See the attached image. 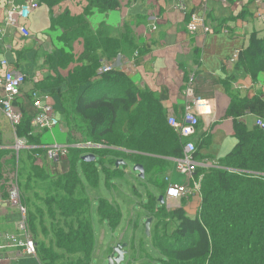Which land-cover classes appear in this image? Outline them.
I'll use <instances>...</instances> for the list:
<instances>
[{"label": "crops", "instance_id": "1", "mask_svg": "<svg viewBox=\"0 0 264 264\" xmlns=\"http://www.w3.org/2000/svg\"><path fill=\"white\" fill-rule=\"evenodd\" d=\"M11 1L0 0V61L7 60L13 71L22 72L26 76L22 87L24 96L18 100L16 107L22 116L32 118L34 113L28 93L36 88L39 93L48 97L47 103L54 107L60 123L56 127L57 135L65 140L58 143L53 131L49 132L50 135L39 132V144L27 143L28 148L52 144L74 147L91 143L82 141L79 134L69 132L64 122L66 106L70 105L67 103L70 100L68 96L74 99L78 92L81 94L85 89L77 87L75 94L68 87L75 72L88 64L82 59L85 54L95 56L99 62L96 77L90 80L92 88L86 94L87 97L92 98L103 93L110 95L114 89H119V84L113 79H101V68L112 66L114 71L122 73L132 86L142 92L140 100H143L144 93H148L159 101L165 111L166 124L179 138L182 147L185 140L168 125L167 118L174 117L179 120L188 105H194L196 101L202 104L195 134L187 140L197 148L198 155L194 158L198 164L197 169L218 166L233 150L236 145L235 120L242 122L249 130L256 126L258 118L255 116L247 114L235 119L230 115L229 109L233 98L251 99L262 96L264 99V71L253 77L251 71L234 70L239 53L249 46L251 35L256 33L258 38H264V0H184L185 13L178 9L176 0H119L118 10L107 12L98 10L87 0H61L50 9L41 4L29 19L19 21L28 29V38H23L15 28L5 24V15ZM22 1L14 2L22 4ZM192 13L204 15L207 31H199L193 35L187 31V22ZM59 18L60 23L52 25V20ZM153 26L155 30L152 29ZM235 55L237 57L233 58ZM2 73L0 68V74ZM82 73L83 71L78 72L76 81ZM24 139L16 136V130L0 114V150L8 152L3 166L5 174L10 175L3 196H0V235H21L18 229L21 216L16 208L9 205L8 190L10 184L16 182L13 175L17 172V163H26L29 152L33 150L16 148L18 140ZM100 145L106 146V150L126 155L136 154L110 146L106 142H101ZM84 153L81 158L92 155L95 161L98 160L92 150H85ZM142 155L148 159L171 163L159 176L166 185L163 187L164 194L155 185L160 197H163L162 204L159 202L160 197L158 198L159 206L155 209L162 206L166 212H172L182 208L188 217L196 216L200 204H196L194 198H201L198 194L182 200H168L166 196L170 182H185V178L175 169L177 158L168 153ZM31 158L34 159L32 153ZM37 163L43 164L47 170L52 165L43 155ZM79 166L78 164V172ZM147 175L152 181V172H144L143 179ZM198 179L201 182L202 176ZM89 190L94 189L89 186ZM89 192L87 191L88 194ZM109 202L115 204L114 200ZM149 217L148 214V219ZM98 220L105 234L102 223L106 221L99 218L98 212L92 211L91 201L94 237ZM153 221L151 219V224ZM151 224L148 236L152 229ZM3 244L4 241L0 239V257L4 258L3 264H39L36 257H27L17 249H1ZM118 244L122 245L121 240L112 237L105 252V260L111 256V251Z\"/></svg>", "mask_w": 264, "mask_h": 264}, {"label": "trees", "instance_id": "2", "mask_svg": "<svg viewBox=\"0 0 264 264\" xmlns=\"http://www.w3.org/2000/svg\"><path fill=\"white\" fill-rule=\"evenodd\" d=\"M38 1L50 9L61 0ZM87 1L105 12L119 8V0ZM52 21V25H58L61 18ZM82 59L88 64L80 69L83 73L77 81L80 71L75 72L68 85L75 94V88L85 87L74 99L68 96L70 105L66 106L64 121L68 131L84 137L82 141L106 142L136 153L126 155L114 150H92L102 166L107 164L116 169L104 170L107 182L120 176L116 162L118 159L126 161L127 157L133 159L134 165L142 166L145 174L152 172V181L162 192L166 185L159 176L171 163L148 159L142 154L168 153L178 159L182 157L183 145L167 126L161 104L148 93L140 100L142 92L113 69L102 74L101 79H113L119 89H114L110 95L87 97L92 88L90 80L96 77L99 62L88 54ZM234 70L251 71L253 77L264 71V38H258L256 33L251 35L249 46L239 53ZM31 92L38 93V90L35 88ZM229 113L235 119L249 114L264 120V99L262 96L233 98ZM31 121L32 118L22 116L16 136L37 145L40 131L31 126ZM234 136L236 145L222 163L195 171L196 178L202 176L201 203L196 216L188 217L182 208L166 212L161 206L156 210L159 202L149 196L148 204L144 206L149 218L174 224L170 234L165 233V228L159 232L161 221L151 234L153 246L163 256L160 264H264V131L257 126L249 130L235 120ZM84 151L70 149L67 169L62 171L60 167L55 174L31 158V153L33 157L36 152L42 154V150H32L26 163H17L13 177L18 185L20 205L26 211V230L35 245L39 264H91L95 250L91 199L77 166L80 165L78 168L93 189L97 187L98 172L95 168L97 160L82 162ZM6 154L7 151L0 150V196L10 180L3 166ZM197 155L196 148L194 158ZM97 212L111 228L118 224L120 213L115 204L100 199Z\"/></svg>", "mask_w": 264, "mask_h": 264}, {"label": "built area", "instance_id": "3", "mask_svg": "<svg viewBox=\"0 0 264 264\" xmlns=\"http://www.w3.org/2000/svg\"><path fill=\"white\" fill-rule=\"evenodd\" d=\"M15 0H12L10 6L5 15V24L16 29L23 38H28L30 33L28 29L20 24V20H27L33 12H35L40 4L38 0H23L22 4H15ZM178 9L185 13L186 6L184 0H176ZM256 1V0H255ZM260 1H257L259 3ZM264 20V16L262 17ZM155 23V20L151 18ZM155 30V26L152 27ZM187 31L190 34H195L199 31H207L205 25V17L202 14L192 13L189 21L187 22ZM235 55L233 58H236ZM0 68L3 73L0 74V114L8 121L13 129L20 125L22 120V114L16 107V103L21 99L23 95L22 87L26 82V76L22 72L13 71L7 60L0 61ZM113 69L112 66H103L100 70L101 74L108 73ZM29 100L31 101L33 116L31 126L35 130L40 132H52L59 124L56 111L54 107L47 103L48 97L41 93L29 92ZM202 104L198 101L194 105H188L185 109L184 115L181 119L174 117H168V125L178 133V135L184 141L182 157L176 159L175 169L177 173L185 178L183 184L172 183L168 184L166 196L168 200H179L187 196L196 195L199 193L200 179L196 178L195 171L198 164L194 159V153L196 151L194 143L187 141L191 138L198 126V116L202 109ZM194 110V111H193ZM256 126L264 131V121L258 119ZM17 149H33L34 151H40L41 153H34L33 157L36 162L42 159V155L46 161L50 164H59L62 160L66 159L70 149L80 150H99L105 149L106 146L100 144L87 143L84 145H41L38 147L27 146L26 140H18ZM8 203L11 207L18 210L21 219L18 223V229L20 231V237L5 234L0 235V239L4 241L1 249L13 248L22 252L27 257H36V249L33 240L28 235L26 230V211L20 205L19 201V189L17 183L14 181L10 184L8 190ZM4 258L0 257V264H3Z\"/></svg>", "mask_w": 264, "mask_h": 264}, {"label": "rangeland", "instance_id": "4", "mask_svg": "<svg viewBox=\"0 0 264 264\" xmlns=\"http://www.w3.org/2000/svg\"><path fill=\"white\" fill-rule=\"evenodd\" d=\"M57 131L58 128L53 130L57 136V142H65V140H62L57 135ZM117 131H119V129H117ZM48 134L50 135L49 132H44V135ZM81 139H84V137H81ZM70 160L71 157H68L59 164H52L50 165L51 167L49 166L48 170L55 174L57 173L56 170H59L60 165L63 164L61 167H64V169L61 168V170L64 171L67 169V162ZM133 162V159H127L125 164L118 168V172L121 175L107 182L104 170L114 171L116 169L107 164L102 166L98 159L95 164V168L98 172V183L93 191L89 190V185L79 168L80 178L83 179L87 191H90L89 197L92 201V211L96 213L99 200L104 199L108 201L114 200L120 213L119 222L114 228H111L107 222L102 223L105 234L100 228V220L97 221L98 228L95 231L96 246L91 264H107V260H105L104 256L112 237L120 239L122 245H124L123 251L125 255L121 264H160V261L163 260L162 254L152 244L151 234L156 231L158 223L161 221V228L158 229L159 232L163 231L165 228V233L167 232L170 234L174 228V224L169 223L168 220L163 221L161 219H156L152 222L153 225L151 224L152 229H150V236L145 234V224L148 220V213L144 210V206L148 204L149 196L158 200L160 194L148 175L145 179L139 178L138 173L133 170ZM162 194H164L163 190ZM198 195L201 197V182ZM197 199L198 198H194L196 204L197 202L200 204L201 198Z\"/></svg>", "mask_w": 264, "mask_h": 264}, {"label": "water", "instance_id": "5", "mask_svg": "<svg viewBox=\"0 0 264 264\" xmlns=\"http://www.w3.org/2000/svg\"><path fill=\"white\" fill-rule=\"evenodd\" d=\"M95 161V157L92 155H88L82 158V162L85 163H93ZM124 165L123 161H118L116 163V167L118 168L119 166ZM135 172L139 173V177L141 179L144 178V170L143 167L141 166H135L133 169ZM160 204L163 203V197L159 198ZM151 224V219H148L146 224H145V233L148 236L149 235V228ZM124 245H116V247L113 248L111 256L107 259V264H121V262L124 259L125 252L123 251Z\"/></svg>", "mask_w": 264, "mask_h": 264}]
</instances>
